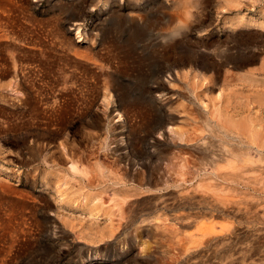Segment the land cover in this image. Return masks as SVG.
<instances>
[{"label": "rangeland", "instance_id": "374dc122", "mask_svg": "<svg viewBox=\"0 0 264 264\" xmlns=\"http://www.w3.org/2000/svg\"><path fill=\"white\" fill-rule=\"evenodd\" d=\"M0 264H264V0H0Z\"/></svg>", "mask_w": 264, "mask_h": 264}, {"label": "bare ground", "instance_id": "6f19581e", "mask_svg": "<svg viewBox=\"0 0 264 264\" xmlns=\"http://www.w3.org/2000/svg\"><path fill=\"white\" fill-rule=\"evenodd\" d=\"M255 135V134H254ZM253 138V137H252ZM255 138H256V136H255ZM246 160V159H245ZM184 162V161H183ZM222 167V166H221ZM230 168V167H229ZM103 171V170H102ZM198 172V171H197ZM181 177V176H180ZM118 179V178H117ZM232 179V178H231ZM112 180V179H111ZM119 180V179H118ZM122 180V179H121ZM127 180V179H126ZM137 181V180H136ZM179 182V181H178ZM185 182V181H184ZM128 184V183H127ZM144 184V183H143ZM149 187V186H148ZM130 190V189H129ZM118 191V190H117ZM123 193V192H122ZM132 193V192H131ZM126 195V194H125ZM129 196V195H128ZM131 196V195H130ZM126 198V197H125ZM128 198V197H127ZM208 229H212V228H208ZM204 231V230H203ZM203 233V232H202ZM200 234V233H199ZM193 235V234H192ZM209 235V234H208ZM210 235H212V234H210ZM197 236V235H196ZM195 237V236H194ZM196 238V237H195ZM193 239V238H192ZM200 239V238H199ZM204 239V238H203ZM208 239H209V237H208ZM195 240V239H194ZM198 240V239H197Z\"/></svg>", "mask_w": 264, "mask_h": 264}]
</instances>
